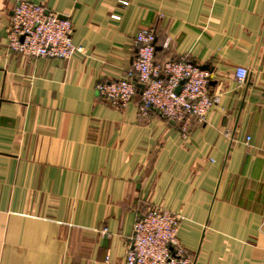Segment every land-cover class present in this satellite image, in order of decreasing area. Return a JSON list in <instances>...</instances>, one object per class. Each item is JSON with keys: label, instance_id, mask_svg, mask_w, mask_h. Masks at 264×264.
<instances>
[{"label": "crops", "instance_id": "1", "mask_svg": "<svg viewBox=\"0 0 264 264\" xmlns=\"http://www.w3.org/2000/svg\"><path fill=\"white\" fill-rule=\"evenodd\" d=\"M17 1L0 0V264H124L152 206L183 216L196 264H264V0H28L73 21L83 51L67 59L9 49ZM141 28L156 60L207 68L219 102L203 121L97 95Z\"/></svg>", "mask_w": 264, "mask_h": 264}, {"label": "built area", "instance_id": "2", "mask_svg": "<svg viewBox=\"0 0 264 264\" xmlns=\"http://www.w3.org/2000/svg\"><path fill=\"white\" fill-rule=\"evenodd\" d=\"M73 34L70 17L62 18L43 3L28 0L16 2L7 27L9 49L34 58L67 59L82 52ZM155 41L154 28H141L134 39L136 51L131 66L119 79L98 82L97 95L126 108L139 94L140 120L157 111L184 128L192 117L203 121L219 102V96L209 90V71L186 57L156 60ZM235 75L243 82L250 71L239 66ZM180 85L181 91L177 92ZM182 219L180 213L167 208L150 207L134 223L124 264H196L178 235Z\"/></svg>", "mask_w": 264, "mask_h": 264}, {"label": "water", "instance_id": "3", "mask_svg": "<svg viewBox=\"0 0 264 264\" xmlns=\"http://www.w3.org/2000/svg\"><path fill=\"white\" fill-rule=\"evenodd\" d=\"M62 18H65L66 16L65 15H60ZM201 68H203V69H207L206 67H201ZM181 88H182V86L180 85L178 88H177V92H180L181 91Z\"/></svg>", "mask_w": 264, "mask_h": 264}]
</instances>
